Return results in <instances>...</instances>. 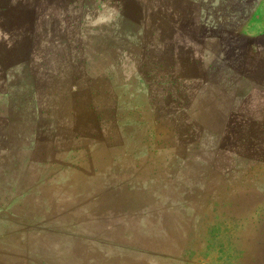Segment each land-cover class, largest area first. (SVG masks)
<instances>
[{
    "label": "rangeland",
    "instance_id": "rangeland-1",
    "mask_svg": "<svg viewBox=\"0 0 264 264\" xmlns=\"http://www.w3.org/2000/svg\"><path fill=\"white\" fill-rule=\"evenodd\" d=\"M37 1L0 0V240L19 264H264V0H223L219 35H182L197 0H127L125 19L42 0L44 28Z\"/></svg>",
    "mask_w": 264,
    "mask_h": 264
},
{
    "label": "crops",
    "instance_id": "crops-1",
    "mask_svg": "<svg viewBox=\"0 0 264 264\" xmlns=\"http://www.w3.org/2000/svg\"><path fill=\"white\" fill-rule=\"evenodd\" d=\"M73 1V0H70ZM126 1L127 0H116V5L117 8L120 7L121 5V10L120 8L119 10V16H121V18L125 19L126 18V13H125V7H126ZM237 1V0H236ZM258 1V0H257ZM260 1V0H259ZM51 2H53V6L55 8H58L60 10H62L63 8V1L62 0H51ZM137 4V8H138V12L139 14H141V2L139 0L135 1ZM223 3H228L226 1L223 0H218V1H214V0H197V5L195 7V10L193 11V14L190 16L192 19L191 22L193 23H189L187 24L186 21H183V18H179V23L181 24L182 30L185 29V26L187 25V31H182L184 34L182 35H219L218 33V28H217V24H219V22L221 21L223 15H222V11H221V7ZM238 3V1L236 2ZM248 3H246L245 7L248 6ZM26 7H28V9L30 8H36L37 11V23L41 24V27L44 28V23L42 21V19L44 18L43 15V11H42V0H38L37 1V5H25ZM93 3H88L86 1H82V3H80V21L85 24V25H91V23L94 20V14H91L92 11L94 10L93 7ZM25 7V8H26ZM66 7V5L64 6V8ZM212 7V12L211 10H207V8H211ZM260 7V5H256V7H249L246 11L245 14L243 16H241L242 18L244 17V19L242 21H244V23H250V22H254L256 15L260 12V10H258V8ZM247 8V7H246ZM250 10V11H249ZM121 11V13H120ZM249 11V12H247ZM60 13H62L60 11ZM118 16V17H119ZM232 16L234 17H238V12L232 14ZM117 17V16H115ZM141 19V15L139 16ZM231 18V15L229 16ZM241 18V19H242ZM117 21H119L118 18H116ZM170 22V21H169ZM243 23V24H244ZM208 24H211V26H208ZM34 27V26H33ZM35 28V27H34ZM40 29V27H39ZM33 29L35 32L37 31H43V29ZM177 30H172L171 35H177ZM23 35H32L26 32L22 33ZM90 35H93V33H89ZM80 35H83L80 33ZM87 35V33H86ZM249 35L250 37H252V34H246ZM257 38L260 39H264V32H261V35L257 36ZM11 230V229H8ZM23 230V229H22ZM7 231V229H0V236L1 233ZM16 232H19V228L16 226L15 229ZM92 231V229H91ZM25 255V256H24ZM29 257V254L27 251L21 249H15L13 245H10L9 242H5L0 240V264H19L24 263L22 261L27 260ZM28 262L25 261V264H27Z\"/></svg>",
    "mask_w": 264,
    "mask_h": 264
}]
</instances>
